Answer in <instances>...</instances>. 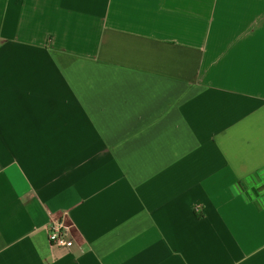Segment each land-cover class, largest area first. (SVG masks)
Instances as JSON below:
<instances>
[{
  "label": "crops",
  "instance_id": "1",
  "mask_svg": "<svg viewBox=\"0 0 264 264\" xmlns=\"http://www.w3.org/2000/svg\"><path fill=\"white\" fill-rule=\"evenodd\" d=\"M0 264H264V0H0Z\"/></svg>",
  "mask_w": 264,
  "mask_h": 264
},
{
  "label": "built area",
  "instance_id": "2",
  "mask_svg": "<svg viewBox=\"0 0 264 264\" xmlns=\"http://www.w3.org/2000/svg\"><path fill=\"white\" fill-rule=\"evenodd\" d=\"M48 214L52 217L54 214L47 208ZM71 228L63 220L54 221L49 229V243L55 247L71 248L74 245L71 239Z\"/></svg>",
  "mask_w": 264,
  "mask_h": 264
}]
</instances>
